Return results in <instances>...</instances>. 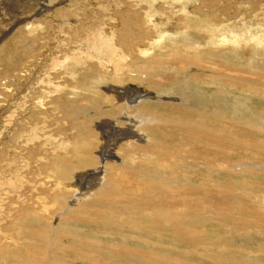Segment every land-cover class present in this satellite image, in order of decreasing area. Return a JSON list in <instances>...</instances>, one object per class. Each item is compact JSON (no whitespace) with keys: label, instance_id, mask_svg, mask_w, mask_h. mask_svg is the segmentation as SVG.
Masks as SVG:
<instances>
[{"label":"bare ground","instance_id":"bare-ground-1","mask_svg":"<svg viewBox=\"0 0 264 264\" xmlns=\"http://www.w3.org/2000/svg\"><path fill=\"white\" fill-rule=\"evenodd\" d=\"M39 1H23L19 13ZM167 1L161 13L176 7ZM189 2L153 40L134 0L43 1L37 27L49 39L34 33L37 14L16 28L20 40L13 33L2 44L0 26V224L3 202H18L11 229L29 241L24 264H264V0ZM54 16L66 39L81 38L62 52ZM50 41V50L36 45ZM40 56L43 68L30 69ZM136 85L139 101L149 91L161 100L119 96ZM55 87L61 94L51 98ZM118 117L138 135L102 157L93 128ZM103 161L104 177L91 182L89 165ZM80 168L82 189L65 197Z\"/></svg>","mask_w":264,"mask_h":264},{"label":"rangeland","instance_id":"rangeland-1","mask_svg":"<svg viewBox=\"0 0 264 264\" xmlns=\"http://www.w3.org/2000/svg\"><path fill=\"white\" fill-rule=\"evenodd\" d=\"M23 1L26 2V0H0V3H1L0 4V8H1L0 9V12H1L0 13V20H2V21H0V26H1V29H2L1 37L3 38L2 44L3 43L5 44V43L9 42V40L11 38H14L15 36H16L17 40H20L21 39V35L20 34H17L16 35V31H15L16 28L22 26V30H23L24 29V26H23L24 24L23 23H25L26 21L32 19L31 16L32 15H36V14H37V16H36V18H34L33 23H32V25H35L34 33L35 34H43V33H45V35H44L43 38L49 39L48 38V30H47L48 28L46 26H43L42 28H38L37 27V24L38 23H42V20H41L40 17H41V15L43 13H41L40 10L42 8V5H45L43 3V1L46 2V3H48L49 0H41V1H39L40 7L37 6L36 8H32L29 4H26L25 3V6L21 9V10H25V11L23 13H19V7L21 6V4H22ZM33 1L34 0H29V3L33 2ZM124 1L129 2V0H124ZM134 1H135V6H136V11L140 12V14H141L139 19L141 20V22L143 24V27L145 29L149 30L150 33L152 34V37L150 38V40L156 39L158 37H163V35H165L166 30L168 28H170V31H171L172 26L170 27V26H168L166 24L165 17L166 16H168V17L169 16H172V17L175 16L176 17L177 14H178L177 18L180 17L181 16V12L179 13V12L175 11V9H177V10L181 9V7L183 5H187L186 4L187 1H190L188 3V6L187 7H189V8H192L193 7L191 5L192 0H186V1L185 0H172V1L171 0H168L167 1L168 5L172 4V5H175L176 7H174V10H166L165 9L166 12H169V13H166L165 14V13H161L158 10V8H157L158 3L160 1H162V0H155V1L150 0L152 3H155L154 5H150V4L148 5L146 3V0H134ZM172 2H176V3H172ZM178 2H180V3H178ZM178 4H179V6H178ZM64 5H65V3H61V5H59L58 7L64 6ZM56 6H57L56 3H54V9H55ZM92 8H93V6H92ZM3 10H5V12ZM20 14H21V16H23L25 18V21H24V19L22 20L20 18H18V19L16 18L18 15L20 16ZM29 15H30L29 19L26 20V18ZM114 15H116L115 12H112V11L111 12H108V20L111 21V22H114V24L117 25L119 21L117 20V18ZM3 20H4V22H3ZM170 22H173V19L172 18H170ZM60 23H61L60 22V19H57L56 16H54V30L56 31V34H57L58 39H60L62 42H65L64 44H62L59 47V49L62 52L66 48H69V47L77 44L81 40V38L79 36H75L74 40H72L73 38L66 39L64 37L63 33L62 32H59ZM235 24H237L236 27L235 28H232V29L235 30V32H238L239 33L240 32V24H243V21H242V23H241V21H238ZM9 28H11V29L8 30L6 32V34H4V32L7 29H9ZM12 34L15 35V36L13 37ZM3 35H4V37H3ZM36 45L39 46V47H42L44 45H47V46H45V48L48 49V50H50L49 45H52V42L50 41L49 44L40 42V44H36ZM39 58H37L35 60H33L34 58H32V60H30L29 62H26V64L28 65V67L30 69L32 67V69L34 68V70H37L38 68H43V62L45 63L46 58H44L42 56H40ZM2 66H3V64L0 65V70H1ZM198 69L199 68L192 67L188 71H181L179 74H191V73L196 72ZM76 70L79 71V69H76ZM36 74H39V73H36V72L33 73L34 78H36ZM53 74H54V70H53ZM44 75H46V73ZM42 76L43 75L41 74L40 78H42ZM14 79H15V77L13 78V80ZM28 81H30V82H28ZM25 82H28L27 85H30L31 84V80L30 79H27ZM9 83L11 84V83H13V81H11V82L9 81ZM62 83H63V81L57 82L58 85H62ZM120 89H122V92H123V93H121V95H119L120 97H124V95H125V97L135 96L134 101H139L140 95H136L137 85L136 86H127V87H123V88H120ZM48 90H52L53 91V94H51V98L58 97L61 94V91L59 89H57L56 87L55 88L48 89ZM2 91H3L2 90V86L0 85V99L2 100V101L0 100V134H1V136H4L5 135V131H4V128H3V121L5 122V120H4L5 119V115H2V113H1L2 110L1 109H2V107L4 105V102H5L4 99L5 98H4V95H3ZM148 93H149L148 95H151V96L153 95V97H147V98H150V99H145V100L143 99L142 101H139V103L140 102H144V101H149V100L150 101H159V100H161V99H157L158 97H155L154 92L149 91ZM20 95H22V94H20ZM45 100L48 101L47 102L48 105H44V106H47L48 109H49V107L51 109H53L51 107V104H50V101L51 100L50 99H45ZM117 104L118 105H121L122 102L119 101ZM52 105H54V103ZM118 105H114V106H117L118 107ZM127 106L128 107H133L135 105H133L132 103H130ZM157 108L160 109L159 107H157ZM105 109H109V107L108 106L101 107L100 110L98 111V113L99 112H102V110H105ZM38 115L41 118L43 116V113H37L35 115V117H37ZM138 115H139V113H138ZM47 118H48V120H47L46 124H48V125H47V127H45V130L48 132V130H52L54 128V115H52V117L50 116V118L47 115ZM120 119H121V117H118V118H115V119L114 118H104V119H100V120H98L96 122V125L93 128L94 131H96L99 134V137L103 141V145L104 146L102 148H103L104 151L101 150V152H100L101 155H102V157L103 156L105 157L106 155L110 154L109 152L112 151L113 154L112 153L111 154L113 155L112 156V158H113L115 156V152H116L117 146H119L121 144H127V143L131 142L132 139L135 137V135H138V134H136V132H135V134L134 133H130L129 134V131H127L126 129H124L123 124L122 123H119ZM59 126H61V124ZM62 127L63 128H60V131H63L64 133L66 132L65 134L69 135L71 129L68 126L66 127V124L63 125ZM58 145L60 146V144L58 143L56 145L57 146V149L59 147ZM24 153H26V152H24ZM147 157H149V155ZM89 166L95 167V172L90 177L91 182H92V179L93 178L94 179H102L104 177L103 176V173H104V170H105L104 169V167H105V161H103L101 163H98V164H92V165H89ZM81 168H83V167H81ZM81 168L80 169H77L76 171L73 172V175H72V184L70 186V189H65L64 188V191L66 193V196L65 197H72L73 193L71 192V190H74L75 187H78L79 189H82V184H81L80 176H75L76 174L81 173V172H79V170H81ZM39 175L40 176H38V175L37 176L40 178L41 177V174L39 173ZM14 178H15V176H14ZM55 178H57V176H54V179ZM13 180H15V185H17L19 179H17V177H16ZM23 181H24V179H23ZM59 189H63V187L56 186V182L54 180V195H57L58 194V190ZM18 190L20 191V189H17V191ZM65 197H63V198H65ZM63 198H61V200H63ZM9 202H8V200H5L3 202L4 204H2V210L4 211V214H6V215L9 214V215L8 216L4 215L3 218H2L1 224H0V228H3V229L6 228L7 229V230L5 229L6 232H4V236L2 235V233L0 234V235H2L0 237V239H2L4 237L2 240H0V245H2L4 243L7 245V248H4V249H1L2 246L0 247V264H13V263L14 264H19V263L20 264H24L23 262L26 260L27 256L30 255L24 248H27V246L29 247L30 244H29V241L28 240L27 241L24 240V242L22 243V239H21L22 236L19 235V233L17 234V232H15L14 230L11 229L12 226L16 223V220L19 218L21 212L20 211L19 212L17 211V210H19V207H20V205H19L18 202L13 203V204L12 203L9 204ZM48 206H50V207H48ZM48 206H47V209H49V212L46 214V216H48V215L51 216L52 215V217H53V212H52L53 207L51 208L52 205H48ZM9 207H10V210H9ZM57 207L58 206L54 205V213H55L56 209H58ZM6 209H7V211L9 210L10 212H7ZM15 209H16V211H13ZM10 218H14V220L13 219L10 220ZM8 222L11 223L12 225H10ZM8 232H9L10 235H9L8 238H6L8 236ZM15 236L18 237V239L15 238ZM22 249H24V250H22ZM23 256H25V257L20 259V257H23ZM60 257H62V256H60ZM22 260H23V262H22Z\"/></svg>","mask_w":264,"mask_h":264}]
</instances>
